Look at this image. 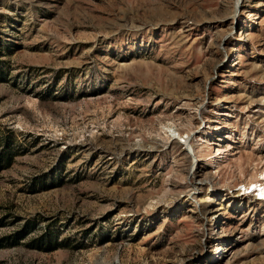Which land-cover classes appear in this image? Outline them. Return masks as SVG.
<instances>
[{
    "label": "rangeland",
    "instance_id": "374dc122",
    "mask_svg": "<svg viewBox=\"0 0 264 264\" xmlns=\"http://www.w3.org/2000/svg\"><path fill=\"white\" fill-rule=\"evenodd\" d=\"M0 133V264H264V0H0Z\"/></svg>",
    "mask_w": 264,
    "mask_h": 264
},
{
    "label": "trees",
    "instance_id": "16d2710c",
    "mask_svg": "<svg viewBox=\"0 0 264 264\" xmlns=\"http://www.w3.org/2000/svg\"><path fill=\"white\" fill-rule=\"evenodd\" d=\"M12 139L13 136L7 134L1 136L0 133V170L8 168L13 163L16 154L14 152L15 144H11ZM15 243L10 245H15Z\"/></svg>",
    "mask_w": 264,
    "mask_h": 264
},
{
    "label": "built area",
    "instance_id": "2783aa9c",
    "mask_svg": "<svg viewBox=\"0 0 264 264\" xmlns=\"http://www.w3.org/2000/svg\"><path fill=\"white\" fill-rule=\"evenodd\" d=\"M256 189V187L255 188H252V184L250 185V186H248V185H245V186H243V195L245 196V197H256V195H257V191L255 190ZM258 200H260V201H264V198L263 199H258Z\"/></svg>",
    "mask_w": 264,
    "mask_h": 264
},
{
    "label": "bare ground",
    "instance_id": "6f19581e",
    "mask_svg": "<svg viewBox=\"0 0 264 264\" xmlns=\"http://www.w3.org/2000/svg\"><path fill=\"white\" fill-rule=\"evenodd\" d=\"M137 147H139V146H137ZM255 197V196H254ZM256 199H259L258 197H255Z\"/></svg>",
    "mask_w": 264,
    "mask_h": 264
}]
</instances>
